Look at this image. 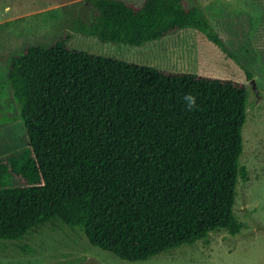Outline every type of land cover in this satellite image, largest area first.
<instances>
[{"label": "trees", "instance_id": "obj_1", "mask_svg": "<svg viewBox=\"0 0 264 264\" xmlns=\"http://www.w3.org/2000/svg\"><path fill=\"white\" fill-rule=\"evenodd\" d=\"M83 6L89 20L76 12L49 44H27L7 65L28 144L2 145L0 240L57 222L137 260L213 230L238 233L236 185L248 177L239 161L246 82L95 54L69 40L74 30L141 45L193 27L235 54L188 0ZM188 93L196 96L192 110Z\"/></svg>", "mask_w": 264, "mask_h": 264}, {"label": "rangeland", "instance_id": "obj_2", "mask_svg": "<svg viewBox=\"0 0 264 264\" xmlns=\"http://www.w3.org/2000/svg\"><path fill=\"white\" fill-rule=\"evenodd\" d=\"M83 1L0 0V152L6 142L13 149L28 144L7 76L11 55L27 44H49L68 28L76 12L89 20ZM127 1L139 4L142 0ZM188 1L204 10L234 58L193 27L141 45L103 42L72 30L69 44L158 68L246 82L247 114L239 161L248 177H238L234 203L241 230L236 234L213 230L192 243L146 259L128 260L92 244L81 227L48 222L20 239L0 240V264H264V5L261 0ZM15 183L22 180L16 177Z\"/></svg>", "mask_w": 264, "mask_h": 264}, {"label": "clouds", "instance_id": "obj_3", "mask_svg": "<svg viewBox=\"0 0 264 264\" xmlns=\"http://www.w3.org/2000/svg\"><path fill=\"white\" fill-rule=\"evenodd\" d=\"M184 101L186 102L187 108L192 110L196 107V96L192 93L185 94Z\"/></svg>", "mask_w": 264, "mask_h": 264}, {"label": "crops", "instance_id": "obj_4", "mask_svg": "<svg viewBox=\"0 0 264 264\" xmlns=\"http://www.w3.org/2000/svg\"><path fill=\"white\" fill-rule=\"evenodd\" d=\"M261 2H262V7H263V5H264V1L261 0ZM249 17H250V15H249ZM252 27H253V25H252ZM218 33H220V32L218 31Z\"/></svg>", "mask_w": 264, "mask_h": 264}, {"label": "water", "instance_id": "obj_5", "mask_svg": "<svg viewBox=\"0 0 264 264\" xmlns=\"http://www.w3.org/2000/svg\"><path fill=\"white\" fill-rule=\"evenodd\" d=\"M253 81V80H252Z\"/></svg>", "mask_w": 264, "mask_h": 264}]
</instances>
